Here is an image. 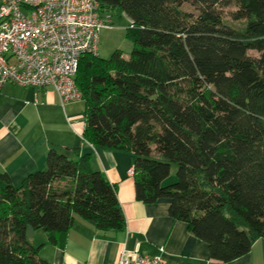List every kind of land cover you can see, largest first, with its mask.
I'll list each match as a JSON object with an SVG mask.
<instances>
[{
  "label": "trees",
  "instance_id": "trees-1",
  "mask_svg": "<svg viewBox=\"0 0 264 264\" xmlns=\"http://www.w3.org/2000/svg\"><path fill=\"white\" fill-rule=\"evenodd\" d=\"M95 1L126 15L133 48L80 59L84 140L133 154L136 200L169 199V216L207 243L210 259L245 255L264 239V0ZM70 150L51 148L45 169L19 185L0 171V264H53L28 226L61 248L75 215L124 228L116 185Z\"/></svg>",
  "mask_w": 264,
  "mask_h": 264
},
{
  "label": "crops",
  "instance_id": "crops-1",
  "mask_svg": "<svg viewBox=\"0 0 264 264\" xmlns=\"http://www.w3.org/2000/svg\"><path fill=\"white\" fill-rule=\"evenodd\" d=\"M75 102L62 106L50 86L32 87L7 83L0 89V171L13 185L46 167L51 148L61 152L77 149L90 156L94 170L115 184L125 225L121 230H99L94 223L75 215L63 248L48 241V234L33 230L32 241L41 234L39 256L53 264H110L122 247L148 255H160L165 264H218L209 258L208 245L191 233L187 223L168 214L170 200L146 204L135 198L134 155L94 148L84 140V117ZM84 115V106H83ZM36 235V236H35ZM32 244V243H31ZM226 264H264V239L256 240L245 255Z\"/></svg>",
  "mask_w": 264,
  "mask_h": 264
},
{
  "label": "built area",
  "instance_id": "built-area-1",
  "mask_svg": "<svg viewBox=\"0 0 264 264\" xmlns=\"http://www.w3.org/2000/svg\"><path fill=\"white\" fill-rule=\"evenodd\" d=\"M111 19L95 0H0V89L50 86L62 106L80 102L79 61L97 56L99 32ZM110 264L165 263L160 255L122 247Z\"/></svg>",
  "mask_w": 264,
  "mask_h": 264
},
{
  "label": "rangeland",
  "instance_id": "rangeland-1",
  "mask_svg": "<svg viewBox=\"0 0 264 264\" xmlns=\"http://www.w3.org/2000/svg\"><path fill=\"white\" fill-rule=\"evenodd\" d=\"M231 9L232 7L222 9L223 14L225 15L228 21L231 20L230 17ZM111 22H112L111 27H103L99 32L97 55L100 58L106 59L109 58L114 51L119 50L122 53L123 57L128 58L133 48V43L127 37L126 34L127 31L126 28L129 26L130 23L129 19L120 9H115L112 12ZM236 26H240V25L238 24ZM75 106L77 107V109H80V113H82L81 114L82 117L83 116L82 103H76ZM175 172H176V167L173 165L171 168V174L167 179L168 183H171L175 180ZM39 236L41 237V234H37V237L33 238L34 242H31L33 246H37L38 244L37 242L40 240ZM29 239L30 241H32L31 240L32 237H30Z\"/></svg>",
  "mask_w": 264,
  "mask_h": 264
},
{
  "label": "water",
  "instance_id": "water-1",
  "mask_svg": "<svg viewBox=\"0 0 264 264\" xmlns=\"http://www.w3.org/2000/svg\"><path fill=\"white\" fill-rule=\"evenodd\" d=\"M33 233H34V231H33L32 227H31V226H28L27 233H26L27 236H28V237H29V236H32Z\"/></svg>",
  "mask_w": 264,
  "mask_h": 264
}]
</instances>
